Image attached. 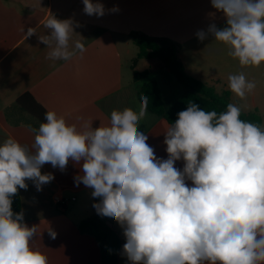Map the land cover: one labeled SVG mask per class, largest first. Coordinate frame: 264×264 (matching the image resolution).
<instances>
[{"label":"clouds","instance_id":"obj_1","mask_svg":"<svg viewBox=\"0 0 264 264\" xmlns=\"http://www.w3.org/2000/svg\"><path fill=\"white\" fill-rule=\"evenodd\" d=\"M82 3L89 16L105 14L99 0ZM211 5L225 26L210 24L197 31L198 40L210 35L241 67L264 64V0ZM79 26L51 14L43 24L47 34L36 27L20 30L25 40L37 35L46 45V59L67 62L87 51L74 30ZM227 88L245 100L256 83L240 72L227 77ZM141 101L138 111L114 109L109 124L95 128L92 122L78 127L48 110L38 128L29 125L31 145L11 136L0 143V264H48L35 247L39 226L29 227L23 211H13V197L28 189L26 181L42 191L54 180L42 173L45 164L63 172L70 161L80 169L75 184L98 198L96 213L122 229L128 264H264V124L242 119L243 107L235 103L220 112L188 103L163 133L165 159L140 131L148 97ZM48 234L56 239L50 227Z\"/></svg>","mask_w":264,"mask_h":264},{"label":"crops","instance_id":"obj_2","mask_svg":"<svg viewBox=\"0 0 264 264\" xmlns=\"http://www.w3.org/2000/svg\"><path fill=\"white\" fill-rule=\"evenodd\" d=\"M99 2L105 7L102 17L85 14L82 0H0V143L11 136L31 145L34 133L29 125L38 128L41 121L35 115L44 119L48 110L78 127L86 122H92L94 128L108 125L114 109L139 110L137 92L151 81L157 84L163 107L173 105L184 93L183 87L159 59H135L134 36L174 44L186 75L210 86L217 94L227 91L229 102L242 106L245 113L256 110L264 124V64L241 67L228 55L226 46L210 35L203 42L196 36L197 31H207L212 23L220 28L225 26L223 14L212 7L211 0ZM114 6H118V12L111 11ZM51 14L61 20L71 18L80 25L74 30L85 39L87 51L82 57L52 61L46 59L48 49L37 35L25 40L20 29L23 27L26 33L29 27H36L38 34H47L43 24ZM134 72L146 75L135 79ZM240 72L256 83L254 93L245 100L227 88V77ZM168 126L161 116L148 110L140 122V131L148 135L147 143L157 157L165 159L163 133ZM175 166L182 169L183 162L177 161ZM41 171L52 173L54 180L44 185L42 191H37L29 180L28 189L18 191L26 224L39 226L41 234L35 247L47 255L48 264H99L100 250L95 240L77 231L81 220L97 214L93 204L99 202L91 197L90 189L82 183L75 184L79 166L70 161L61 172L45 164ZM55 193L68 200L66 205L54 204ZM98 217L119 238L116 264H128L122 255V229L114 219ZM49 227L57 233L54 240L48 234Z\"/></svg>","mask_w":264,"mask_h":264},{"label":"trees","instance_id":"obj_3","mask_svg":"<svg viewBox=\"0 0 264 264\" xmlns=\"http://www.w3.org/2000/svg\"><path fill=\"white\" fill-rule=\"evenodd\" d=\"M137 47L135 59L139 58H157L159 59L169 73L177 80L184 89L182 96L169 108L163 107L161 96L157 84L154 81L145 83L137 92V99L140 103L141 97H148L147 110L153 114L161 116L168 124L174 123L177 119V113L185 110L188 103L194 102L200 105L206 111L215 110L217 112L226 110L229 102V93L223 91L217 94L210 86L202 83L185 74L183 66L177 58L176 47L164 39H150L144 36H134L132 39ZM146 72H134V78L145 76ZM16 103L20 104V99ZM28 110V109H26ZM39 121L44 122L43 117L35 115ZM242 119L261 124V118L256 110L251 112H242ZM12 209L14 212H21V203L19 193L13 197ZM77 231L81 234L91 236L99 250V264H116L120 251V241L116 233L109 228L97 214L81 220L77 225Z\"/></svg>","mask_w":264,"mask_h":264},{"label":"built area","instance_id":"obj_4","mask_svg":"<svg viewBox=\"0 0 264 264\" xmlns=\"http://www.w3.org/2000/svg\"><path fill=\"white\" fill-rule=\"evenodd\" d=\"M71 200H74V198L72 197ZM52 201L54 202V204L62 207L64 205H66L68 200L64 199L59 194L55 193L52 195Z\"/></svg>","mask_w":264,"mask_h":264},{"label":"rangeland","instance_id":"obj_5","mask_svg":"<svg viewBox=\"0 0 264 264\" xmlns=\"http://www.w3.org/2000/svg\"><path fill=\"white\" fill-rule=\"evenodd\" d=\"M132 49L134 50V53H136V46H132Z\"/></svg>","mask_w":264,"mask_h":264}]
</instances>
